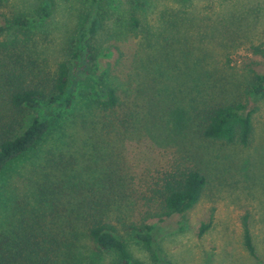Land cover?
Returning <instances> with one entry per match:
<instances>
[{"label": "trees", "instance_id": "obj_1", "mask_svg": "<svg viewBox=\"0 0 264 264\" xmlns=\"http://www.w3.org/2000/svg\"><path fill=\"white\" fill-rule=\"evenodd\" d=\"M189 1L177 2L187 8ZM55 6V0H37L24 10L13 0H0V174L53 139L44 159L21 177L24 202L15 223L0 231V264H96L104 254L113 255L110 264H153L134 256L131 238L161 262L157 226L169 221L171 230L185 229L186 214L208 187L202 143L250 145L259 110L252 99L264 95V70L250 60L239 72L230 53L220 68L216 64L203 74L173 59L175 78L186 77L188 69V77L201 83L186 105L177 91L170 95L174 87H158V77L147 89L125 88L119 83L121 44L111 42L102 52L94 44L98 5L60 49L47 26ZM188 13L180 7L167 19L173 30L172 38L165 36L172 45L169 57L182 61L191 53ZM233 23L232 16L222 28L228 33ZM132 25L143 24L133 16ZM251 48L264 56L263 44ZM82 71L98 90L83 107L86 117L78 128L88 138L80 140L72 130ZM98 72H106L108 80ZM212 223L213 215L198 234ZM243 228L244 244L254 255L247 216Z\"/></svg>", "mask_w": 264, "mask_h": 264}, {"label": "rangeland", "instance_id": "obj_2", "mask_svg": "<svg viewBox=\"0 0 264 264\" xmlns=\"http://www.w3.org/2000/svg\"><path fill=\"white\" fill-rule=\"evenodd\" d=\"M144 1L145 4L135 0H55L54 13L47 26L53 29L56 47L60 49L62 42L77 36L78 29L86 24L89 13L98 5L100 28L94 44L101 52L111 42L121 44L124 54L118 66L123 70L120 85L147 89L150 83H158L153 79L158 77V87H174L170 95L177 91L181 105L189 102L195 94L190 91L196 87L197 90L201 83L192 76L188 77V69L186 77L175 78L178 72L171 71L169 66L173 59L181 64L187 63L194 68L193 71L203 74L207 70L215 71L216 64L220 68L224 55L230 53L231 63L239 72L250 60L259 63L254 65L255 68L264 70V56L251 48L254 44L264 45V0H190L187 8L178 0ZM13 2L24 10L37 4V0ZM180 7L188 10L193 19L187 33L190 37L187 49L191 53L183 61L169 57L172 45L168 46L165 40V36L173 37L167 19L172 18ZM133 16L141 21V27L132 25ZM232 16L235 24H232L230 35L222 28V23L228 22ZM146 31L149 38L144 37ZM182 48L187 50L184 44ZM59 53L58 50V58H62ZM97 76L104 82L108 80L106 72H98ZM77 82L79 92L73 111L76 120L72 132L82 140L88 138L87 130L78 128L86 117L83 107L97 96L98 86L84 71L79 74ZM179 89H183V93ZM252 102L259 110L255 114V133L249 146L202 143L201 156L208 171L209 184L199 202L186 214L185 229L173 231L169 221L157 226L155 248L163 260L156 262L150 252L131 238L129 246L134 256L153 264H264V95L256 96ZM51 138L49 136L36 152L16 160L0 174V231L15 223L26 190L22 178L29 175L31 163L44 159L46 150L53 145ZM211 215L212 226L199 235L201 223ZM245 216L255 246L254 255L244 244ZM102 257L96 264H110L113 259L111 254Z\"/></svg>", "mask_w": 264, "mask_h": 264}]
</instances>
